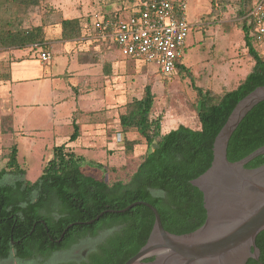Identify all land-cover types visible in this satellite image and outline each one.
Instances as JSON below:
<instances>
[{
	"label": "trees",
	"instance_id": "16d2710c",
	"mask_svg": "<svg viewBox=\"0 0 264 264\" xmlns=\"http://www.w3.org/2000/svg\"><path fill=\"white\" fill-rule=\"evenodd\" d=\"M42 1L0 0L1 49L31 45L42 49L49 47L45 29L48 23L43 21L26 27L21 22V26L16 27L11 20L2 19L6 4L29 9ZM135 1L117 0L116 11L122 12L125 2ZM215 2L212 0L213 5ZM252 3L253 0H237V16L242 20L247 55L254 60V66L236 88L219 94L198 86L192 70L182 59L177 62V71L191 79L197 93L199 129L180 124L162 132L163 116L153 115L156 94L151 83L146 84L141 97L125 105L119 114L118 132L126 151L132 153L142 140L148 148L127 182L118 180L111 184L104 177L86 173L83 168L85 155L77 153L67 143L54 147L53 158L47 162L41 176L30 181L19 163L18 145L11 146L6 165L0 170V264L13 255L27 261L48 257L102 232L109 234L107 239L100 242L82 264H125L150 236L155 222L152 209L140 204L125 213H104L93 224L87 222L105 210L123 209L138 200L153 204L164 227L172 233H189L205 223L204 193L191 180L212 165L215 139L237 103L264 85V54L255 46L258 44L255 26L249 17ZM60 23L65 40L81 38L84 27L90 26L88 22L84 26L81 17H65ZM73 126L69 141L80 136L76 116ZM133 132L140 138L130 139L129 134ZM261 146H264V101L254 106L234 131L229 141L228 158L241 160ZM263 164L264 154L251 160L246 167ZM72 223L74 225L67 229ZM256 244L261 251L260 259L250 258L247 264H264V230L258 234Z\"/></svg>",
	"mask_w": 264,
	"mask_h": 264
},
{
	"label": "rangeland",
	"instance_id": "374dc122",
	"mask_svg": "<svg viewBox=\"0 0 264 264\" xmlns=\"http://www.w3.org/2000/svg\"><path fill=\"white\" fill-rule=\"evenodd\" d=\"M116 1L43 0L39 6L29 9L10 3L4 6L2 19L11 20L16 27L21 26V22L22 26L27 27L44 21L48 26L51 25V33L54 34L62 18L81 17L85 26L95 13H110L106 11ZM185 1L186 16L193 29L182 61L192 70L195 84L219 94L236 88L254 66V60L247 55L242 20L237 16V0H216L214 5L212 0ZM131 12L132 8L128 7L123 14L129 16ZM84 28V40L79 43L78 52L54 56L56 64L53 69L64 73L67 69L69 72L75 69L77 72L73 73V77L59 76L57 80L48 81L45 86L35 83L16 87L9 95L4 94L3 90L12 91L11 69L15 60L8 61L3 69L0 68V170L6 165L11 146L17 144L19 163L27 172L26 178L36 181L47 162L53 158L54 147L69 143L74 132L72 113L76 110L80 130L86 129L88 137L92 134V124L101 119V126L96 129L98 139L93 144L77 147V142L71 143L77 153L86 157L84 171L104 177L111 184L118 180L127 182L148 148L142 140L132 153L126 151L125 143L117 140L119 114L128 102L142 96L147 83L153 85L156 94L153 115L163 116L162 132L177 128L180 124L200 128L195 103L197 93L185 73L175 71L170 75L164 74L152 62L125 55L110 40L97 41L96 32L90 26ZM88 37L95 39L87 40ZM255 46L264 54V41ZM40 52L39 48L28 47L21 51L20 56L25 57H21L19 62L29 58L37 60ZM90 70L91 79L86 80L83 75ZM30 90L40 96V105L23 106L18 115L19 122L23 121L24 126L18 127L16 123L15 127L13 100L27 103L24 101H28ZM58 97L64 102L60 106L54 104ZM53 114L60 119L51 120ZM129 137L140 138L136 132L130 133ZM97 242L95 238H86L66 254L71 260H87L97 248ZM27 263L39 264L37 260L22 262L14 255L1 261V264Z\"/></svg>",
	"mask_w": 264,
	"mask_h": 264
},
{
	"label": "water",
	"instance_id": "95a60500",
	"mask_svg": "<svg viewBox=\"0 0 264 264\" xmlns=\"http://www.w3.org/2000/svg\"><path fill=\"white\" fill-rule=\"evenodd\" d=\"M261 101L264 85L237 103L215 139L212 165L191 180L204 193L207 219L200 228L184 234L172 233L164 227L158 209L143 200L123 209L105 210L87 223L93 224L104 213H125L140 204L152 209L155 222L150 236L125 264H247L250 258L259 260L261 251L256 238L264 230V164L255 168L246 165L264 154V146L238 161L229 160L228 146L238 125ZM148 258L153 259L146 261Z\"/></svg>",
	"mask_w": 264,
	"mask_h": 264
},
{
	"label": "built area",
	"instance_id": "2783aa9c",
	"mask_svg": "<svg viewBox=\"0 0 264 264\" xmlns=\"http://www.w3.org/2000/svg\"><path fill=\"white\" fill-rule=\"evenodd\" d=\"M132 8L129 16L123 12L95 13L89 25L96 32L98 40H110L121 51L156 64L160 71L170 75L177 71V62L184 57L189 47V37L193 29L187 19L185 0H136L125 5ZM255 26L258 43L264 41V0H253L249 12ZM49 50H41L40 59L49 63ZM117 140H122L120 132Z\"/></svg>",
	"mask_w": 264,
	"mask_h": 264
},
{
	"label": "crops",
	"instance_id": "0c3cea01",
	"mask_svg": "<svg viewBox=\"0 0 264 264\" xmlns=\"http://www.w3.org/2000/svg\"><path fill=\"white\" fill-rule=\"evenodd\" d=\"M130 3L125 2L124 5H129ZM110 10L106 11V12H114L117 9V5L114 4V6H110L109 7ZM64 19V18H62ZM61 19V20H62ZM60 20V22H61ZM59 22L56 31L54 32V34L51 33L52 31V27L51 25L46 26V33H47V39L49 47L48 48H39L40 50H49L51 52L52 58L51 61L49 63H45L43 62L40 58L39 55H37L36 59L37 60H30L31 58H29V60L26 61H20L21 57H25V56H20L21 51L28 48H21V49H1L0 48V68L3 69V67L9 62H11L12 60H15V62H12V66L13 68L11 69V86L10 88H12V91H5L3 90L4 94H9L11 95L13 93V90L17 87H27V86H31V85H36L37 83H41L42 86H45V84L48 83V81H52V80H57V77L59 76H65L67 78L69 77H73V73L77 72V70L73 69L70 70L67 69L64 73V71H59L58 69L55 71L53 69L54 64H56V61L54 59L55 54H62L63 56L65 55H69L74 54V52H78V45L81 42V40H84V36H82L81 38H77V39H69V40H65L62 38V28H61V23ZM94 37H89L86 38L87 40H92ZM95 39V38H94ZM98 40V39H97ZM57 45V46H56ZM29 47H34L35 46H29ZM77 59V58H76ZM17 62H19V64H17ZM90 67L91 64L89 63ZM63 70V69H62ZM75 76V75H74ZM83 77L86 80H90L91 79V70L89 71L88 74H84ZM36 83V84H35ZM0 87H1V78H0ZM31 89V88H30ZM13 96V95H12ZM28 101H24L27 103H23V101L21 102L19 99H16L15 101L13 100V107H12V113L14 115V119H15V123L14 126L16 127V123L17 126H24L23 121L20 123L19 121V111L21 110V108L23 106H30V107H36L40 105L39 99L40 96L39 95H35L34 91L30 90L29 94H28ZM43 99H46L43 97ZM63 99L58 97L55 99L54 104H57L58 106H60L61 104H63ZM45 104V103H43ZM76 116V118H78L77 114H76V110L74 111V113H72V119H74V117ZM60 118L58 115L53 114L51 120L54 121H58ZM101 119L96 120L97 122L92 124V134L88 137L86 136V129L80 130V136L78 137V139H76L75 141H69V143H67V145L71 148H73L75 150V147H73L71 145V143L73 142H77V147L79 146H83L85 144L91 145L93 144L94 141H96L97 135L96 132L98 133V128H100L101 126ZM62 124V123H61ZM85 127V124H84ZM37 129V128H35ZM80 129H81V125H80ZM95 133V134H94ZM118 133V132H117ZM86 138V139H85ZM87 141V142H86ZM76 151V150H75ZM77 152V151H76Z\"/></svg>",
	"mask_w": 264,
	"mask_h": 264
},
{
	"label": "flooded vegetation",
	"instance_id": "af4514ba",
	"mask_svg": "<svg viewBox=\"0 0 264 264\" xmlns=\"http://www.w3.org/2000/svg\"><path fill=\"white\" fill-rule=\"evenodd\" d=\"M108 233L107 232H102L101 234H99L97 237H95V239L98 240L97 242V246L100 242H103L107 239L108 237ZM84 240V239H82ZM80 240V241H82ZM79 241V242H80ZM78 243V242H77ZM77 243H74L69 249L67 250H59L53 254H51L48 257H43V256H39L38 258H36L35 260L38 261L39 264H82V262L84 261H79V260H71L69 258V256L66 254L67 251H69L70 249H72L73 246H75ZM19 259V258H18ZM22 262H27V260H23V259H19ZM34 260V261H35ZM146 261H150L149 259ZM28 264V263H27ZM32 264V263H29Z\"/></svg>",
	"mask_w": 264,
	"mask_h": 264
}]
</instances>
